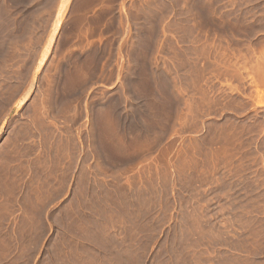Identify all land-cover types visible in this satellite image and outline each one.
<instances>
[{
	"label": "rangeland",
	"instance_id": "rangeland-1",
	"mask_svg": "<svg viewBox=\"0 0 264 264\" xmlns=\"http://www.w3.org/2000/svg\"><path fill=\"white\" fill-rule=\"evenodd\" d=\"M263 78L264 0H0V264H264Z\"/></svg>",
	"mask_w": 264,
	"mask_h": 264
},
{
	"label": "bare ground",
	"instance_id": "bare-ground-1",
	"mask_svg": "<svg viewBox=\"0 0 264 264\" xmlns=\"http://www.w3.org/2000/svg\"><path fill=\"white\" fill-rule=\"evenodd\" d=\"M255 82H256V80H255ZM262 104V103H261ZM263 105H264V102H263Z\"/></svg>",
	"mask_w": 264,
	"mask_h": 264
},
{
	"label": "crops",
	"instance_id": "crops-1",
	"mask_svg": "<svg viewBox=\"0 0 264 264\" xmlns=\"http://www.w3.org/2000/svg\"><path fill=\"white\" fill-rule=\"evenodd\" d=\"M260 77V76H259ZM263 77V76H262ZM264 81V78L262 79Z\"/></svg>",
	"mask_w": 264,
	"mask_h": 264
}]
</instances>
